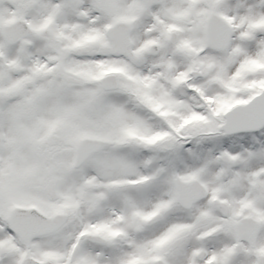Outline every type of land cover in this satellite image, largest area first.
<instances>
[{"label":"snow or ice","instance_id":"obj_1","mask_svg":"<svg viewBox=\"0 0 264 264\" xmlns=\"http://www.w3.org/2000/svg\"><path fill=\"white\" fill-rule=\"evenodd\" d=\"M0 264H264V0H0Z\"/></svg>","mask_w":264,"mask_h":264}]
</instances>
